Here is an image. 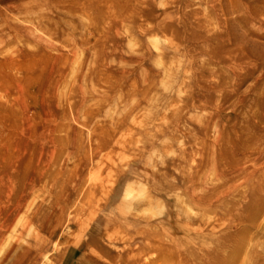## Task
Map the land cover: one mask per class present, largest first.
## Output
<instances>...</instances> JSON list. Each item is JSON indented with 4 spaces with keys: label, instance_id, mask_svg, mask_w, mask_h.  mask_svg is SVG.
Masks as SVG:
<instances>
[{
    "label": "rangeland",
    "instance_id": "374dc122",
    "mask_svg": "<svg viewBox=\"0 0 264 264\" xmlns=\"http://www.w3.org/2000/svg\"><path fill=\"white\" fill-rule=\"evenodd\" d=\"M0 264H264V0H0Z\"/></svg>",
    "mask_w": 264,
    "mask_h": 264
}]
</instances>
